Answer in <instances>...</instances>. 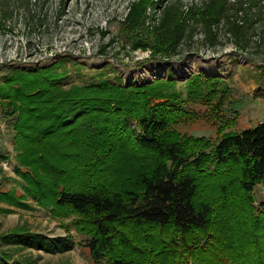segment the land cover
<instances>
[{
  "label": "trees",
  "instance_id": "obj_1",
  "mask_svg": "<svg viewBox=\"0 0 264 264\" xmlns=\"http://www.w3.org/2000/svg\"><path fill=\"white\" fill-rule=\"evenodd\" d=\"M259 1L250 0L254 6ZM154 2L131 5L129 31L145 28ZM243 5L231 13L215 1L180 18L168 42L152 48L154 57H178V48L194 38L195 27L188 25L193 18L204 28L202 43L215 46L214 26L225 19L237 48H245L254 26L245 18L238 23L241 12L247 16ZM142 43L137 40L134 48ZM58 68H13L0 99L17 116L18 161L25 168L18 172L26 199L54 216H80L94 264H264V203L256 206L254 197L264 187V122L220 131L215 142L193 138L174 129L188 114L185 100L158 90L175 85V79L130 88L102 80L62 90ZM219 80L203 74L189 79V102L210 100L218 89L224 97ZM23 200L0 192V201L29 208ZM0 240V264H29L3 246L48 252L57 247L26 230Z\"/></svg>",
  "mask_w": 264,
  "mask_h": 264
},
{
  "label": "rangeland",
  "instance_id": "obj_2",
  "mask_svg": "<svg viewBox=\"0 0 264 264\" xmlns=\"http://www.w3.org/2000/svg\"><path fill=\"white\" fill-rule=\"evenodd\" d=\"M138 1L0 0V87L13 68L36 71L57 64L62 90L102 80L130 88L175 79V85L158 90L177 93L185 100L182 109L188 114L174 126L182 135L215 142L221 132H238L264 122V0L256 6L250 0H155V6L148 9L145 28L132 32L125 20ZM215 1L231 13L244 3L247 16L241 12L238 23L247 19L246 25L254 26L245 48H237L225 19L214 26L218 34L215 46L202 43L204 28L193 18L188 25L195 27L194 38L178 48L181 54L170 60L154 57L152 48L168 42L180 18L196 15ZM137 40L145 41L142 48H134ZM162 61L166 64H160ZM200 74L219 78L221 89L226 90L224 97L218 89L212 99L202 96L190 103L187 81ZM6 103L0 99V192L15 193L29 208L0 201V239L26 230L45 236L57 247L53 252L2 248L13 259L29 264H94L84 246L89 236L78 226L80 216H54L32 197L26 199L25 182L18 172L25 168L18 161L17 116ZM254 197L256 206L264 203L263 186L255 189ZM64 245L63 250L58 249Z\"/></svg>",
  "mask_w": 264,
  "mask_h": 264
},
{
  "label": "water",
  "instance_id": "obj_3",
  "mask_svg": "<svg viewBox=\"0 0 264 264\" xmlns=\"http://www.w3.org/2000/svg\"><path fill=\"white\" fill-rule=\"evenodd\" d=\"M173 63L181 64L183 61H172ZM185 62V61H184ZM160 64H166V62L162 61Z\"/></svg>",
  "mask_w": 264,
  "mask_h": 264
}]
</instances>
